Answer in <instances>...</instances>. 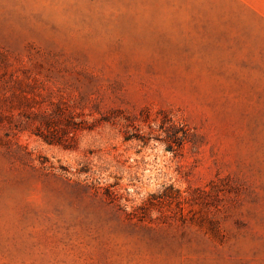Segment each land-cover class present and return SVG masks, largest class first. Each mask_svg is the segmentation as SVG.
I'll return each instance as SVG.
<instances>
[{"label":"rangeland","instance_id":"rangeland-1","mask_svg":"<svg viewBox=\"0 0 264 264\" xmlns=\"http://www.w3.org/2000/svg\"><path fill=\"white\" fill-rule=\"evenodd\" d=\"M0 264H264V0H0Z\"/></svg>","mask_w":264,"mask_h":264}]
</instances>
